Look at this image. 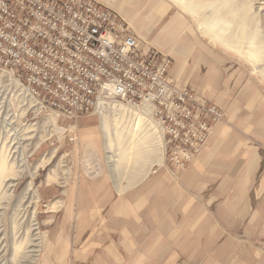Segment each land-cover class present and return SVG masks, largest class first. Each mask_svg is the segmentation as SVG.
Segmentation results:
<instances>
[{
    "label": "rangeland",
    "instance_id": "obj_1",
    "mask_svg": "<svg viewBox=\"0 0 264 264\" xmlns=\"http://www.w3.org/2000/svg\"><path fill=\"white\" fill-rule=\"evenodd\" d=\"M93 1L118 13L129 24L133 33L132 17L115 10L110 2ZM154 1H142L139 6L142 16L147 15ZM158 1L163 2L169 10L167 20L177 14L185 22L182 32L193 34L211 48L224 52L243 66L245 77L257 82L264 89V22L260 10L256 9L258 5H262V0H186L185 9H180L171 0L156 2ZM210 33L220 40L211 42ZM133 36L136 38L134 33ZM139 37L143 50L139 49L137 38L136 42L140 52L164 54L170 60L171 66L169 55L151 47V42L146 37ZM226 45L234 50L226 48ZM145 46L148 48L144 49ZM248 53L253 61L246 56ZM167 77L177 87L191 91L194 96L203 100L206 106L213 105L220 112V117L212 124L196 157L206 145L215 126L222 122L230 130L233 126L231 122L225 121L223 108L207 103L191 88L174 80L168 71ZM106 101L108 104L105 103L102 107L105 117L111 127L115 126L119 133V136L113 135L111 143L117 148L114 151V173L107 161L108 152L100 127L102 116L98 106L89 114L70 122L55 112H38L39 105L33 106L32 102L30 104L14 84L13 77L0 70V264H206L201 260V256L192 259L188 255L190 250L168 247L161 256L159 248L128 247L131 233L134 237L138 234L139 239L143 236L137 245L149 246L152 239L146 242V238H161L163 234L155 231L156 226H133L136 230L127 233V238H120L122 229L128 225L124 220L129 217L120 216L121 223H111V226H107L100 222L102 214L96 212V208L91 211L95 217L79 214L77 191L82 181L99 182L98 186L106 181L110 187L116 186L124 190L136 184L128 185L139 174L142 175L138 182L163 169L178 186L181 185V174L189 166L183 171L172 170L165 148L163 151L161 148L152 150L150 156L143 157L146 146L151 143V138L142 136L143 133H138L131 139L133 147L129 149L130 140L126 133L130 124L123 122L124 118H119L118 121L114 118L121 116V111L116 110L121 108V104L112 99ZM115 111L118 115L114 114ZM127 111L134 112L129 109ZM236 132L247 136L239 129ZM250 139L256 143L254 137ZM257 145L259 149H264V145ZM258 153L260 156V151ZM138 162V165H134ZM147 164L151 165L147 167ZM28 185L29 192L39 196L34 204L19 202L23 190ZM93 188L96 190L97 186H90V191H95ZM227 192L232 196L236 194L233 190ZM202 196L210 194L202 193ZM156 198L157 196H150L147 205ZM52 203H56L55 208H52ZM202 203L208 205L203 199ZM79 204L83 206L82 202ZM133 204L135 205V200ZM121 206L122 209L130 208L126 200L121 201ZM102 217L104 219V215ZM147 219L149 218L145 216L140 218L143 221ZM172 219L177 221L178 216L173 215ZM139 230L143 232L138 233ZM177 236L178 232H171V241L166 240L167 244H179L174 239ZM158 241L154 239V244H158ZM150 253L156 256H150Z\"/></svg>",
    "mask_w": 264,
    "mask_h": 264
},
{
    "label": "crops",
    "instance_id": "obj_2",
    "mask_svg": "<svg viewBox=\"0 0 264 264\" xmlns=\"http://www.w3.org/2000/svg\"><path fill=\"white\" fill-rule=\"evenodd\" d=\"M103 1L132 17L140 50L139 36H144L151 47L169 55L172 64L168 74L207 103L223 108L224 119L233 129L224 122L215 126L206 145L181 174V185L163 169L138 182L140 177L124 190L110 187L106 181L100 186L99 182L82 181L77 191L79 214L94 216L91 211L96 208L104 215V219L100 215V222L107 226L121 223L120 216L129 217L124 220L129 226L122 229L120 238H127L133 226H156L155 231L163 234L161 238H146V242L152 239L148 246L137 245L143 236L139 239L131 233L129 248H159L161 256L168 247L190 250L192 259L201 256L206 264H264V149L257 145H264V89L245 77L243 66L224 52L182 32L185 22L177 14L167 20L169 10L163 2L155 0L142 16L139 6L143 0ZM238 129L246 138L236 132ZM90 186H97V191H90ZM227 190L236 192L235 196ZM150 196L157 198L147 205ZM123 200L130 208L122 209ZM173 215L178 216L177 221ZM143 216L149 219L140 220ZM171 232H178L174 239L179 244H167ZM154 239L159 243L154 244Z\"/></svg>",
    "mask_w": 264,
    "mask_h": 264
},
{
    "label": "built area",
    "instance_id": "obj_3",
    "mask_svg": "<svg viewBox=\"0 0 264 264\" xmlns=\"http://www.w3.org/2000/svg\"><path fill=\"white\" fill-rule=\"evenodd\" d=\"M169 66L164 54L140 52L129 24L99 2L0 0V70L38 112L70 122L102 99L145 105L172 170L183 171L220 112L172 83Z\"/></svg>",
    "mask_w": 264,
    "mask_h": 264
},
{
    "label": "bare ground",
    "instance_id": "obj_4",
    "mask_svg": "<svg viewBox=\"0 0 264 264\" xmlns=\"http://www.w3.org/2000/svg\"><path fill=\"white\" fill-rule=\"evenodd\" d=\"M171 2L174 5H176L177 7H179L180 9H185L186 5H187L186 0H171ZM260 4H262V5H258V7H256V9L258 11L260 10V13L262 15V19H263V22H264V1L262 0V2ZM219 40H220L219 37L217 38V36H215L214 34L210 33V41L211 42H218ZM226 48L234 50L229 45H226ZM246 56L249 57L250 61H253V58L250 55V53H248V55H246ZM105 103H106V101H104L103 99L98 102V109H99V112H100V114L102 116L100 118V127H101V130L103 132L104 143L106 144V149H107V152H108V156H107L108 160L107 161L110 164V168H111L112 173H114L115 170H116V164H115L116 163L115 162L116 159H115L114 151L117 150V148H116L115 145L112 146L111 143H112L113 135L114 136H119V133L117 132V128L115 126L111 127L110 123L107 121V118L105 117L106 115H105V113H104V111L102 109L103 104H105ZM115 106L118 107L117 105H115ZM119 107H121V108H116V110H120L121 111V114H120L121 116H117V117H114V118H115L116 121H118L119 118H124L123 122H127V124H130L129 125V129H128L127 133H126V136H128L129 140H130L128 148L132 149V147H133V143H132L131 139H134L138 133H143L142 136L146 135L149 138H151V143H149V141H148L149 144H148V146H146L147 149L144 150L145 155L143 157L147 158V156H150V154L152 153L151 152L152 150L155 151V150H158L159 148H161V150L163 151L164 147L162 146L163 142L161 140V135H160L158 129L154 126L153 122H151L150 119L146 116L145 105H143V110L140 113L135 112V111L134 112H132V111L128 112L127 111L128 109L125 108L122 105H119ZM114 114L118 115V113L116 111H115ZM154 151H153V154H154ZM109 153H111V154H109ZM132 156H134V155H132ZM140 159H142L141 155H140ZM143 163H145V161ZM138 164H139V162L134 164V165H138ZM149 165H151V164H147V167H149ZM145 172L146 171H144V173ZM141 175L142 174H139L135 178V180H132V181L129 180L131 182L128 185H130L133 182H135L136 180H138ZM134 177H135V175H134ZM10 186H12V185H10ZM29 191H30V189H29V185H28V187L23 190L22 196H20V199H19L20 203L23 204V202H27V203H33L34 204V203L37 202V199H38L39 196L34 195L33 193L31 194ZM55 204L56 203H52V205H51L52 208L56 207Z\"/></svg>",
    "mask_w": 264,
    "mask_h": 264
}]
</instances>
